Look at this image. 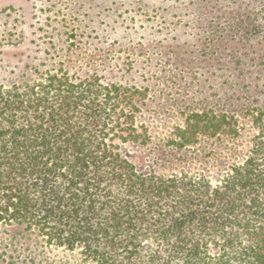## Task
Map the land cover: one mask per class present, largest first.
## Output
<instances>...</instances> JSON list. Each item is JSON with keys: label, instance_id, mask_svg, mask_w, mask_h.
Here are the masks:
<instances>
[{"label": "trees", "instance_id": "1", "mask_svg": "<svg viewBox=\"0 0 264 264\" xmlns=\"http://www.w3.org/2000/svg\"><path fill=\"white\" fill-rule=\"evenodd\" d=\"M142 97L63 68L0 84V226L91 264H264V113L246 158L213 182L124 155L148 142ZM238 123L192 114L173 144L236 138Z\"/></svg>", "mask_w": 264, "mask_h": 264}, {"label": "rangeland", "instance_id": "2", "mask_svg": "<svg viewBox=\"0 0 264 264\" xmlns=\"http://www.w3.org/2000/svg\"><path fill=\"white\" fill-rule=\"evenodd\" d=\"M143 93L146 144H121L141 171L213 182L242 162L264 113V0H0V84L55 69ZM235 118L236 138L178 148L189 116ZM0 264H91L0 226Z\"/></svg>", "mask_w": 264, "mask_h": 264}]
</instances>
